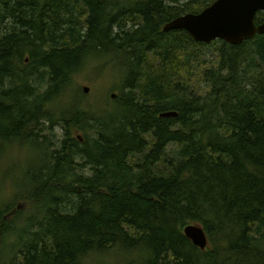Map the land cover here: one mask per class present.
Segmentation results:
<instances>
[{
    "label": "trees",
    "instance_id": "obj_1",
    "mask_svg": "<svg viewBox=\"0 0 264 264\" xmlns=\"http://www.w3.org/2000/svg\"><path fill=\"white\" fill-rule=\"evenodd\" d=\"M215 1L0 0V151L42 155L0 209V264H264V35L163 31ZM96 62L120 81L84 105L76 77Z\"/></svg>",
    "mask_w": 264,
    "mask_h": 264
},
{
    "label": "water",
    "instance_id": "obj_2",
    "mask_svg": "<svg viewBox=\"0 0 264 264\" xmlns=\"http://www.w3.org/2000/svg\"><path fill=\"white\" fill-rule=\"evenodd\" d=\"M259 13L264 14V0H216L199 14H185L167 23L163 31H186L199 44L219 40L240 46L264 35V17L261 24H256ZM83 92L89 94L90 88H83ZM116 97V94L112 95V99ZM160 117L177 118L178 113L166 112ZM184 234L201 251L208 247V238L200 226L190 225Z\"/></svg>",
    "mask_w": 264,
    "mask_h": 264
},
{
    "label": "rangeland",
    "instance_id": "obj_3",
    "mask_svg": "<svg viewBox=\"0 0 264 264\" xmlns=\"http://www.w3.org/2000/svg\"><path fill=\"white\" fill-rule=\"evenodd\" d=\"M213 50V47H207L204 49L205 52H203V60L206 61L208 66L216 63L219 59V55ZM115 74L116 72L109 70L104 64L100 63L97 65V62L88 64L81 73L77 75L75 81V86H78L81 90L85 87L90 88V92L87 96L92 100L87 102L84 101V105L87 103L90 104L91 101L103 103V100L106 98L104 95L105 91L110 89L113 83H119L120 81L119 78H116ZM196 78L200 77L196 76ZM191 85L195 88H201L203 83L196 80L192 82ZM111 93L109 97L114 94L113 92ZM72 105L73 102L63 106L71 107ZM42 136H48V139L52 143L57 144V148L59 146L58 142L62 139V130L61 128H57L55 132L48 131L43 133ZM31 143V141L23 144L16 143L14 145L16 148L12 149L10 153L8 152L9 149L0 151V209H2V205L5 206V204L16 202L14 195L18 190L17 184L20 183L24 171L31 165H38L42 159L41 150ZM13 186L16 191H14ZM17 203L20 210L24 211L22 215L27 216L30 211L28 204H26L24 200H19ZM3 251L5 258H8L9 252L4 249ZM121 259L123 261V255L121 253H111L103 257L102 261L108 264H120Z\"/></svg>",
    "mask_w": 264,
    "mask_h": 264
}]
</instances>
